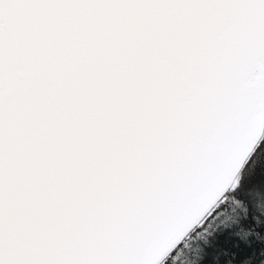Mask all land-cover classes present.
Masks as SVG:
<instances>
[{
  "label": "snow or ice",
  "instance_id": "obj_1",
  "mask_svg": "<svg viewBox=\"0 0 264 264\" xmlns=\"http://www.w3.org/2000/svg\"><path fill=\"white\" fill-rule=\"evenodd\" d=\"M0 264H264V0H0Z\"/></svg>",
  "mask_w": 264,
  "mask_h": 264
}]
</instances>
